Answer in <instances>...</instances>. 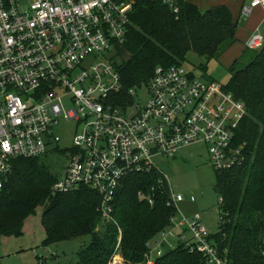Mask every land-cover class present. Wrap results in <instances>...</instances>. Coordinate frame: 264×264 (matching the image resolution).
I'll use <instances>...</instances> for the list:
<instances>
[{
	"label": "built area",
	"instance_id": "built-area-1",
	"mask_svg": "<svg viewBox=\"0 0 264 264\" xmlns=\"http://www.w3.org/2000/svg\"><path fill=\"white\" fill-rule=\"evenodd\" d=\"M135 1L0 0V191L17 158L41 157L61 142L56 129L62 120L76 123L74 150L53 191L94 190L107 221L118 190L133 174L157 173L156 183L139 191L140 200L153 205L158 190L166 191L168 204L178 209L186 197L172 190L158 160L185 147L204 145L219 172L245 162L246 144L235 136L248 111L225 84L184 65H158L146 83L125 89L115 56L126 42ZM151 1L180 11V0ZM259 7L264 0H247L239 16ZM263 45L259 30L246 41L251 49ZM142 86L149 92L145 102L138 101ZM171 224L148 242V264L166 246L174 248L171 237L179 226L191 233L188 240L178 238L202 254L201 264H228L201 215L185 217L178 209Z\"/></svg>",
	"mask_w": 264,
	"mask_h": 264
},
{
	"label": "trees",
	"instance_id": "trees-1",
	"mask_svg": "<svg viewBox=\"0 0 264 264\" xmlns=\"http://www.w3.org/2000/svg\"><path fill=\"white\" fill-rule=\"evenodd\" d=\"M126 48L129 56L117 64L125 89L146 83L158 65H184L189 52L218 59L236 41L240 21L220 4L201 10L180 0L175 13L167 5L136 0L130 15ZM225 89L246 104L247 115L236 132L246 144L245 162L216 171L220 192L219 231L210 234L228 264H264V45L246 47L230 68ZM157 173L128 176L114 199L113 220L98 211L99 195L88 187L69 193L53 191L58 177L40 157L17 158L12 175L0 191V237H20L28 218L43 207V245L91 236L78 252L77 264H110L120 254L123 264H148V242L170 227L177 213L160 191L150 205L138 197L156 183ZM201 253L185 242L166 250L152 264H201Z\"/></svg>",
	"mask_w": 264,
	"mask_h": 264
},
{
	"label": "rangeland",
	"instance_id": "rangeland-1",
	"mask_svg": "<svg viewBox=\"0 0 264 264\" xmlns=\"http://www.w3.org/2000/svg\"><path fill=\"white\" fill-rule=\"evenodd\" d=\"M243 18V17H242ZM248 19L244 17L239 25ZM264 35V28L261 30ZM113 53V50L105 54ZM129 56L125 44L118 49L117 62H122ZM184 66L193 71L197 76L206 80H216L227 84L231 77V65L223 63L219 58L208 61L204 56L191 51L187 56ZM149 92L145 86L138 89V101L145 102ZM76 123L62 120L56 129L62 140L59 144H51L46 154L40 157L51 173L62 179L66 173L71 154L74 150L73 135ZM158 165L168 176L172 190L185 196L178 202V209L185 217L201 215L202 224L215 234L219 231L221 212L219 210L220 192L216 186V170L211 165L210 156L205 146L193 145L180 150L175 158H160ZM193 194L195 201H190ZM43 207H39L36 214L29 217L26 225L25 238L0 237V255L2 264H77L78 252L89 244L90 235L63 240L58 243L43 245L44 227L41 223ZM163 231V230H162ZM182 234L188 240L191 233L185 227L176 229V236L171 237L174 246L183 243L178 236ZM157 236V235H156ZM154 237L155 241L158 237ZM173 249L166 246L164 250ZM154 256V253H153ZM124 259L120 254L114 256L110 264H123Z\"/></svg>",
	"mask_w": 264,
	"mask_h": 264
},
{
	"label": "crops",
	"instance_id": "crops-1",
	"mask_svg": "<svg viewBox=\"0 0 264 264\" xmlns=\"http://www.w3.org/2000/svg\"><path fill=\"white\" fill-rule=\"evenodd\" d=\"M188 1H191L195 4H197L198 7L203 11L210 9L214 6L220 5V4H225L231 9L234 18L239 20V21L244 18V17L241 18L239 16L240 9H241L242 5L245 2H247V0H188ZM263 28H264V8L259 7L257 9H255L254 12L250 16H248V19L245 21V23L243 25L238 26L237 33H236L237 41L232 46H230L220 56L219 59L223 63H226L228 65H232L234 60L236 58H238L243 53V51L246 49V47H247L246 41L248 40L250 35L257 30H259L261 32V30ZM194 145H200V144H194ZM191 146H193V145H191ZM26 225H27V223H25V225H24V229H23L24 234L20 237H16L15 240H17V238L21 239V240H22V238H25V236H26ZM44 232H45V230H44ZM44 238H45V236H44Z\"/></svg>",
	"mask_w": 264,
	"mask_h": 264
}]
</instances>
